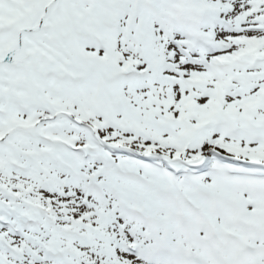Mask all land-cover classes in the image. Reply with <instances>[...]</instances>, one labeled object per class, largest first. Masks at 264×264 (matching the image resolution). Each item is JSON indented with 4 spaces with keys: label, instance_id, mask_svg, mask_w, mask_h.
Wrapping results in <instances>:
<instances>
[{
    "label": "snow or ice",
    "instance_id": "6c2138e0",
    "mask_svg": "<svg viewBox=\"0 0 264 264\" xmlns=\"http://www.w3.org/2000/svg\"><path fill=\"white\" fill-rule=\"evenodd\" d=\"M0 264H264V0H0Z\"/></svg>",
    "mask_w": 264,
    "mask_h": 264
}]
</instances>
